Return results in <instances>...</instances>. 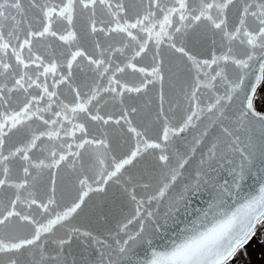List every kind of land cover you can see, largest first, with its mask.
Returning <instances> with one entry per match:
<instances>
[{"label": "snow or ice", "instance_id": "1", "mask_svg": "<svg viewBox=\"0 0 264 264\" xmlns=\"http://www.w3.org/2000/svg\"><path fill=\"white\" fill-rule=\"evenodd\" d=\"M204 40L207 56L195 51ZM85 63L91 82L77 85ZM157 89L153 130L127 101ZM233 105L237 124L264 132V0H0V264H69L74 240L80 264H229L264 224V136L258 154L251 137L241 146L224 126ZM205 117L224 150L217 138L189 179L208 128L187 153L175 141ZM89 124L114 129L126 150ZM228 153L238 165L225 167ZM145 155L156 161L149 181L122 184ZM68 169L66 199L57 180ZM110 181L131 209L100 237L75 221Z\"/></svg>", "mask_w": 264, "mask_h": 264}, {"label": "water", "instance_id": "2", "mask_svg": "<svg viewBox=\"0 0 264 264\" xmlns=\"http://www.w3.org/2000/svg\"><path fill=\"white\" fill-rule=\"evenodd\" d=\"M31 14V13H30ZM235 10L230 13V17H234ZM80 25L78 24V27ZM55 46L59 49L60 42H54ZM211 41L204 40L199 44L195 45V51L200 53L203 56L208 55L209 46ZM85 47L89 51H92V44L86 43ZM73 73L75 77V83L77 85H83L85 82H91L92 73L88 69L87 64L85 63L82 68L73 67ZM61 92L67 99H71L70 93L62 86ZM166 100L168 98L169 88L165 87ZM128 103H134L138 108V114L134 117V122L142 123L144 126L149 127L150 129L156 130L159 128V122L156 120V113L158 110V89L153 90L149 95L142 96L139 99L134 101H127ZM175 107V105H173ZM168 104H165V109L167 110ZM236 110V106L233 105L228 109L229 119L224 121V126L228 127L230 131L233 132L234 137H239L241 141V146L247 143L248 138L251 137L252 141L256 145L255 151L259 152V143L261 137L264 136V132L261 131L258 127L245 129L241 127L235 121V116L233 113ZM104 111L106 112H115L118 113L119 105L110 103ZM179 116L180 113L178 112ZM90 129L92 130L93 135L100 136L104 131H109L111 134V139L114 147H117V154L126 150V145L124 144V139L119 135L114 134V129L89 124ZM207 127L208 135L203 137V143L198 145L196 148L195 155L189 160V163L185 165V177L189 179H194L197 169L206 167L207 164L201 165V159L207 161V152L208 148L211 146V143L215 142L217 138L221 141L218 152L224 150L225 137L223 136L220 127L212 126L211 122L207 117H205L199 124L198 127L187 130L185 133H181L180 136L175 141V146L179 148L182 153H187L190 146L193 144L195 138H197L201 131ZM14 141L18 139V136L13 138ZM231 139V138H229ZM230 159L233 160V165H225V167H233L239 164L240 156L238 153L232 154L228 153ZM155 158L153 156L145 155L133 162L132 166H128L125 170V175L122 177L121 183L127 184L128 177L133 178V183L139 182H148L149 177L148 172H151L155 166ZM175 163V161H173ZM71 170H63L58 175L57 185H58V194L61 187V180L63 181L62 187L64 190L65 198L67 199L70 195L75 194V190L71 187L70 181ZM22 175V173H18ZM186 182L184 177L177 182V190L182 186V183ZM154 183V182H153ZM247 187V185L245 186ZM258 185H254L252 190H256ZM139 191V189H137ZM155 207V202L153 204ZM166 203L162 202L160 205V212L165 211ZM131 209L130 204L128 203L127 196L123 192L121 184H116L109 182L105 188L104 192H91L85 200V205L83 206V212L77 218L75 223L82 228L92 231L95 235L104 237L110 230H114L118 222H120L124 215L128 213ZM132 227H135L134 225ZM64 235L63 230L57 232V237H62ZM71 255L68 257L69 264L73 258L76 259L77 264H80L81 261V249L79 241L74 240L71 246Z\"/></svg>", "mask_w": 264, "mask_h": 264}, {"label": "rangeland", "instance_id": "3", "mask_svg": "<svg viewBox=\"0 0 264 264\" xmlns=\"http://www.w3.org/2000/svg\"><path fill=\"white\" fill-rule=\"evenodd\" d=\"M262 232L261 240H255L247 246L245 257L240 264H264V224H262Z\"/></svg>", "mask_w": 264, "mask_h": 264}, {"label": "trees", "instance_id": "4", "mask_svg": "<svg viewBox=\"0 0 264 264\" xmlns=\"http://www.w3.org/2000/svg\"><path fill=\"white\" fill-rule=\"evenodd\" d=\"M263 235L262 232V224L258 225L255 231V235L252 237V239L246 244L244 245L243 249L240 250L235 257L229 262V264H240V262L243 260V258L245 257V250L247 248V246L252 243L255 240H261Z\"/></svg>", "mask_w": 264, "mask_h": 264}]
</instances>
